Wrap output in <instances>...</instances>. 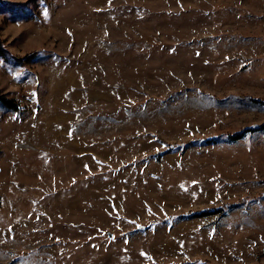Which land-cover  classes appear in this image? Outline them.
<instances>
[{
	"label": "rangeland",
	"instance_id": "374dc122",
	"mask_svg": "<svg viewBox=\"0 0 264 264\" xmlns=\"http://www.w3.org/2000/svg\"><path fill=\"white\" fill-rule=\"evenodd\" d=\"M263 102L264 0H0V264H264Z\"/></svg>",
	"mask_w": 264,
	"mask_h": 264
},
{
	"label": "trees",
	"instance_id": "16d2710c",
	"mask_svg": "<svg viewBox=\"0 0 264 264\" xmlns=\"http://www.w3.org/2000/svg\"><path fill=\"white\" fill-rule=\"evenodd\" d=\"M256 101H259L258 99ZM4 104L7 105L8 107H11V108H14V109H19V105L13 101V100H10V99H4L3 100ZM264 103V102H263ZM258 129H264V123L261 124V125H257V126H253V127H246L244 129H242L241 131L239 132H236L234 134H232L230 136V138H233V139H238V138H241L243 137L248 131H251V130H258ZM208 140H213L211 138H209ZM238 203V202H236ZM234 205V204H232ZM224 206H221V207H218L216 209H211V210H206V211H203L201 212L203 215H207V214H212V213H215L217 211H221L223 209Z\"/></svg>",
	"mask_w": 264,
	"mask_h": 264
},
{
	"label": "water",
	"instance_id": "95a60500",
	"mask_svg": "<svg viewBox=\"0 0 264 264\" xmlns=\"http://www.w3.org/2000/svg\"><path fill=\"white\" fill-rule=\"evenodd\" d=\"M110 235H112V234H110Z\"/></svg>",
	"mask_w": 264,
	"mask_h": 264
}]
</instances>
